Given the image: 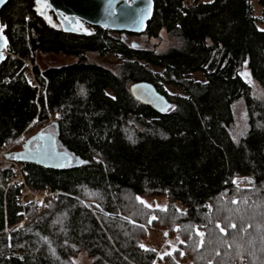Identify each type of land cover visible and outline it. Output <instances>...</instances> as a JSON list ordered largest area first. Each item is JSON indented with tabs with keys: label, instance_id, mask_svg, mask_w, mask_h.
<instances>
[{
	"label": "trees",
	"instance_id": "trees-1",
	"mask_svg": "<svg viewBox=\"0 0 264 264\" xmlns=\"http://www.w3.org/2000/svg\"><path fill=\"white\" fill-rule=\"evenodd\" d=\"M152 1L140 35L65 33L52 13L51 24L37 16L35 0L1 8L0 147L13 160L53 126L72 160L58 170L22 163L29 188L62 192L39 213L16 204L20 188L7 186L11 168L0 164V264H75L79 255L92 264H235L240 253L264 264V0ZM162 35L169 44L158 51L150 41ZM87 54L112 55L116 66ZM49 55L74 61L40 67ZM24 59L44 94L28 85ZM137 82L170 109L134 100ZM239 100L246 124L235 135Z\"/></svg>",
	"mask_w": 264,
	"mask_h": 264
},
{
	"label": "water",
	"instance_id": "water-1",
	"mask_svg": "<svg viewBox=\"0 0 264 264\" xmlns=\"http://www.w3.org/2000/svg\"><path fill=\"white\" fill-rule=\"evenodd\" d=\"M7 1L0 2V10ZM38 7L41 12L37 11ZM152 10V0L150 3L149 0H46V5L36 6V13L40 19L51 24V19L48 17V13L51 12L62 32L79 36L88 33L79 29L75 20L90 27H98L111 32L140 35L151 18ZM0 37H2L0 40L1 63L6 57V39L1 31V23ZM131 45L135 47V43ZM243 74L250 77L248 72H243ZM129 93L134 100L156 113H165L170 109V103L166 97L148 82L132 84L129 87ZM35 141L37 144L31 148L30 144ZM71 160V156L66 151L58 149L55 136L47 132H38L28 138L22 150L13 155V161L16 163L32 164L51 170L69 167Z\"/></svg>",
	"mask_w": 264,
	"mask_h": 264
},
{
	"label": "rangeland",
	"instance_id": "rangeland-1",
	"mask_svg": "<svg viewBox=\"0 0 264 264\" xmlns=\"http://www.w3.org/2000/svg\"><path fill=\"white\" fill-rule=\"evenodd\" d=\"M188 1H190V0H188ZM200 1L201 2H209V0H200ZM44 4L45 3L42 2L40 4L41 7ZM36 6H37V3L35 0V7ZM81 26H82L81 30H83L87 33H90L92 31L91 27L84 24V23L81 24ZM139 42L142 43L143 41H139ZM150 42L155 44L156 49L158 51H163L164 49L167 48V46L169 44L168 40L166 39V37L164 35H162L161 40H159V41L152 40ZM133 43H135V42H133ZM86 60L88 62L96 63V64H99L101 66H104V67H107L110 69H114V67L116 66V57H114L112 55H108L107 57L101 58V57L97 56L96 54H87ZM73 61H74V59L71 57L49 55V56L39 57L38 58V65L43 68V67L48 66V65H53V66L66 65V64H69ZM149 68L156 71L152 67H149ZM244 77H246L248 79L247 83L251 88L252 96L255 98H259L261 96V88L257 85V83L254 80L249 79L247 76H244ZM190 78H192L193 80L199 81V82L204 81L203 77L199 73L192 74L190 76ZM163 87H164V90L167 94L174 95V94H180L181 93L178 89H176L172 86L164 85ZM233 113H234V119H235V124L233 127V134L238 135L239 133H242L245 130V124H246L245 105H244V102L242 100H239L233 104ZM49 119H50L49 122L51 123L52 117H50ZM45 132L50 133L53 136L55 135L53 126H49ZM21 137H23V140H24L26 137V134L23 133L21 135ZM19 139L17 141V144L21 143L23 141L22 140L19 142ZM58 149L60 150L59 147H58ZM239 185H241V184H239ZM243 185H245V184H243ZM239 258H241V260L244 261L243 257L241 256V253H240L235 264H237ZM74 263L75 264H92L84 255H79L77 258H75Z\"/></svg>",
	"mask_w": 264,
	"mask_h": 264
},
{
	"label": "built area",
	"instance_id": "built-area-1",
	"mask_svg": "<svg viewBox=\"0 0 264 264\" xmlns=\"http://www.w3.org/2000/svg\"><path fill=\"white\" fill-rule=\"evenodd\" d=\"M22 65L23 66L21 71L28 85L31 88H35L37 90V93L40 91L42 94H44V91H41L40 84L38 83V81L36 80L33 74V68L30 61L28 59H24L22 60ZM22 140L23 137L19 139V142ZM9 154H10L9 147L7 146L0 147V164L10 167L12 172L11 177L7 181V186L13 188L14 187L20 188V193L17 196V200H16V204L19 207L24 208L26 205H31L35 209V212L39 213L40 211L46 209L50 201L55 199L57 195L62 194V192L59 191L51 192L49 190H46L41 192L29 188L24 181L22 164L16 163L13 160L9 159L8 158ZM237 264H245V262L242 261L241 258H239Z\"/></svg>",
	"mask_w": 264,
	"mask_h": 264
},
{
	"label": "snow or ice",
	"instance_id": "snow-or-ice-1",
	"mask_svg": "<svg viewBox=\"0 0 264 264\" xmlns=\"http://www.w3.org/2000/svg\"><path fill=\"white\" fill-rule=\"evenodd\" d=\"M0 2H2V0H0ZM42 2H44L45 5H46V0H36L37 5H40ZM150 2H151V0H149V3H150ZM209 2H211V0H209ZM37 11H38V12H41V9L38 7V8H37ZM45 18L47 19V17H45ZM65 19H67V17H65ZM77 27H79V25H77ZM0 40H2V37H0ZM0 58H2V56H0ZM245 63H246V62H245ZM232 183L235 184L236 181L233 180ZM137 200H138L141 204H144L145 207H149V205H147V204H146L143 200H141L139 197H137ZM232 202H233V203H236L235 200H233ZM217 227L219 228L220 226L217 225ZM231 227H235V225H231ZM221 231L223 232L224 229H221ZM241 231H243V229H241ZM197 235L200 236V235H202V234L199 233V232H197ZM141 247H143V246H141Z\"/></svg>",
	"mask_w": 264,
	"mask_h": 264
},
{
	"label": "flooded vegetation",
	"instance_id": "flooded-vegetation-1",
	"mask_svg": "<svg viewBox=\"0 0 264 264\" xmlns=\"http://www.w3.org/2000/svg\"><path fill=\"white\" fill-rule=\"evenodd\" d=\"M49 13H51V12H49ZM49 13H48V14H49ZM74 22H75V24L79 25L78 28L81 29V27H82L81 24H82V23H80V21H77V20H75ZM57 25H58V23H57ZM58 26H59V25H58ZM32 136H33V135H32ZM25 141H26V140H25ZM36 144H37L36 141H35V142H32V143L30 144V147H31V148H34V146H35ZM21 150H22V149H21Z\"/></svg>",
	"mask_w": 264,
	"mask_h": 264
}]
</instances>
